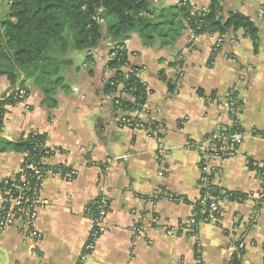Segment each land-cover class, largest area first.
I'll use <instances>...</instances> for the list:
<instances>
[{
	"label": "crops",
	"instance_id": "crops-1",
	"mask_svg": "<svg viewBox=\"0 0 264 264\" xmlns=\"http://www.w3.org/2000/svg\"><path fill=\"white\" fill-rule=\"evenodd\" d=\"M211 1L191 5L199 10ZM149 2L153 14L146 16L155 27L149 35L130 33L123 45L126 70L135 69L149 92L142 121L158 123L153 134L122 123V116L138 113L121 114L114 99L125 96L104 90L111 43L89 59L71 54L72 66L45 89L23 79L10 86L0 77V100L27 91L24 101L6 107L0 138L17 142L33 131L44 134L52 153L42 165L68 170L67 176L47 170L34 235L17 227L0 233V264H231L230 248L240 243L238 264H264V201L256 196V174L264 166V0H217V19L247 17L252 37L229 27L193 43L178 13L181 0ZM218 38L221 46L212 52ZM227 94L234 96L246 137L233 159L210 161L215 172L204 173L192 145L229 129L219 101ZM24 158L0 150V182L18 174ZM204 192L220 207L216 219H198ZM226 192L244 199L229 201ZM101 195L108 205L103 232L86 252L91 208ZM134 225L143 233L133 235Z\"/></svg>",
	"mask_w": 264,
	"mask_h": 264
},
{
	"label": "trees",
	"instance_id": "trees-1",
	"mask_svg": "<svg viewBox=\"0 0 264 264\" xmlns=\"http://www.w3.org/2000/svg\"><path fill=\"white\" fill-rule=\"evenodd\" d=\"M6 1V10L0 15V77L4 76L10 86H15L23 79L31 80L34 85L45 89L52 78L56 79L60 72L72 66L70 53L85 52L89 59L90 53L102 45H122L130 33L149 35L155 27L153 21L147 17L153 14L149 0ZM217 6V0H212L206 8V13L201 12L205 9L202 8L195 9L191 14L188 8L180 4L178 13L188 30L196 36L217 31L222 34L229 27L241 28L250 37L254 35L253 23L239 13L229 16L226 22L217 19ZM110 52L111 50L108 54ZM127 67L125 50L117 51L115 57L105 65V70L110 72L104 85L105 92L125 96L114 99L115 107L120 109L121 114L143 111L140 106L146 105L149 93L137 78L136 70H126ZM230 97L235 101L233 95ZM18 102L21 101L15 98L13 93L0 100V130L6 107L14 106ZM122 120L128 121L131 128L141 124L149 134L159 128L156 121L144 123L129 116H122ZM231 130L233 131V128ZM7 148L12 152L25 154L22 166L33 163L45 171L60 172L63 175L68 171L65 167L49 168L42 165V158L52 153L45 146L44 134L33 131L17 142H7L0 138V150ZM223 197L229 201L244 199L240 194L228 192L224 193ZM260 200L264 201V198ZM196 210L198 219L208 218L207 204L203 207L198 205ZM201 210L205 213L201 214ZM94 211L92 207L91 212L95 215ZM214 218H218V213ZM240 253L234 254L231 264L239 263Z\"/></svg>",
	"mask_w": 264,
	"mask_h": 264
},
{
	"label": "built area",
	"instance_id": "built-area-1",
	"mask_svg": "<svg viewBox=\"0 0 264 264\" xmlns=\"http://www.w3.org/2000/svg\"><path fill=\"white\" fill-rule=\"evenodd\" d=\"M181 5L188 8L191 14L195 12V8L191 5V0H181ZM201 12L206 13V8L202 9ZM196 39L197 36L190 32L189 40L193 43ZM221 43L222 38H218L212 52H216L221 46ZM110 50L111 52L107 56L106 63L115 57L117 51H123L124 45H112ZM12 93L20 101H24L27 98V92L23 89L14 90L7 97L12 95ZM219 101H221V105L229 115L230 126L228 128L230 130L233 128V131H228V129L223 128L214 136L192 145L193 149L200 155L203 161L202 171L204 173L215 172L214 164L210 163V161L224 162L233 159L237 155L239 145L246 137L239 128L235 118V101L232 100L229 94ZM141 107L143 111L137 112L139 120H143L148 113L146 111V105ZM118 110L120 111V109ZM122 122L128 124V121L122 120ZM137 127L143 129L141 124L137 125ZM247 164L249 165V162ZM46 173L47 170L45 171L42 168H38L36 164L29 163L23 165L18 174L7 177L0 182L2 195V203L0 206V233L11 227H17L21 232L26 231L27 234L34 235L32 227L40 206L38 193ZM65 175L67 176V173ZM256 175L260 185L259 192L256 196L262 199L264 198V166L260 167V171H257ZM201 198L202 204H207L208 218H213L216 213H220V207L217 201L210 196V193L204 192ZM107 206V202L102 195L95 201L94 212L96 214H92L91 232L85 244L86 252L92 249L94 243L103 232ZM132 231L133 235H140L143 233V228L139 225H134ZM241 250H243L242 243L230 248V263L233 261L234 254Z\"/></svg>",
	"mask_w": 264,
	"mask_h": 264
},
{
	"label": "rangeland",
	"instance_id": "rangeland-1",
	"mask_svg": "<svg viewBox=\"0 0 264 264\" xmlns=\"http://www.w3.org/2000/svg\"><path fill=\"white\" fill-rule=\"evenodd\" d=\"M6 3H7V1L6 0H0V15H2L4 12H5V7H6ZM151 10H152V12H153V8L151 7ZM73 55V53H70L69 54V56L70 55ZM80 54H82V56L83 57H86L87 56V54L84 52V53H80ZM51 79V78H50ZM52 80H54V78H52L50 81H52Z\"/></svg>",
	"mask_w": 264,
	"mask_h": 264
},
{
	"label": "water",
	"instance_id": "water-1",
	"mask_svg": "<svg viewBox=\"0 0 264 264\" xmlns=\"http://www.w3.org/2000/svg\"><path fill=\"white\" fill-rule=\"evenodd\" d=\"M211 193H212V195H218L219 194V191L217 189L213 188L211 190Z\"/></svg>",
	"mask_w": 264,
	"mask_h": 264
}]
</instances>
